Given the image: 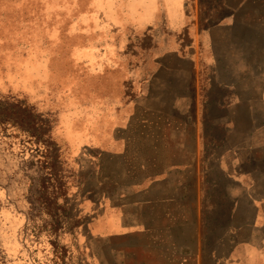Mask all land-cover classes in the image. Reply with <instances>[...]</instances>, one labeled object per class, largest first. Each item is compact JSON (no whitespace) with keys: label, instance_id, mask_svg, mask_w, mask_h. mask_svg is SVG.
<instances>
[{"label":"rangeland","instance_id":"rangeland-1","mask_svg":"<svg viewBox=\"0 0 264 264\" xmlns=\"http://www.w3.org/2000/svg\"><path fill=\"white\" fill-rule=\"evenodd\" d=\"M173 2L0 0V264H153L150 237H135L161 218L146 205L167 173L154 147L167 114H150L153 82L167 63L198 62L199 46L205 104L233 103L222 84L244 78L236 92L254 113L200 114L203 264L211 251L214 264H264V163L254 161L264 144V0ZM243 25L247 49L232 35ZM246 141L256 150L229 156ZM195 199L184 201L191 209ZM130 203L122 236L106 237V212Z\"/></svg>","mask_w":264,"mask_h":264},{"label":"crops","instance_id":"crops-1","mask_svg":"<svg viewBox=\"0 0 264 264\" xmlns=\"http://www.w3.org/2000/svg\"><path fill=\"white\" fill-rule=\"evenodd\" d=\"M169 1L174 4L173 0ZM164 4L167 9V0H164ZM145 13H147V10ZM148 13L142 15L139 20H143L144 17L148 16ZM165 16H167V11ZM165 18L167 24L181 23L179 15L175 18H169V16ZM171 19L177 20L173 22ZM201 23V21L198 22L200 32L203 31ZM229 26L223 27L229 28ZM234 27L236 26L233 24L232 28ZM214 28H217V26L211 27V30ZM248 29L243 25L239 33L235 30L232 33L233 37L244 40L243 47L246 49L252 46V42L249 41L252 35L247 32ZM211 30H208L207 33L209 40L212 42ZM259 37L264 38V33ZM200 44H202V40H200ZM257 44L264 48V44ZM200 48L201 46H199L200 56L198 62H196V57L193 64L182 63L180 59L176 63H167V76L153 82L156 88L155 92L157 91L158 94L153 98L154 103L152 102L153 106H151L152 112L150 114H167V126L154 132L155 151L159 154L163 153L161 159L164 158L165 162H160V164L162 167L167 168V173L153 179L149 187V193H152L151 200L146 205L153 214L158 209V216H161V218L153 217L149 226L143 224L142 230L135 236L137 239L142 235H147V238L150 237L151 242L146 247L149 252L156 255L153 256V264H203L196 217L198 215V168L202 135L200 133V114H208V109L219 110L222 114H230L231 111L232 114H254L249 96L246 97L244 94L241 96L240 93L236 92V88L241 84L249 82L248 79L244 78L230 80L229 77L222 84L225 87L226 97L228 96L229 99L232 96L233 103L226 105L222 104L223 100H219L217 104H205L204 92L209 88L208 81L210 80L205 77L207 66H204L201 62L202 48ZM245 51L244 49V53ZM238 108L239 110L236 111ZM242 146L245 147L230 148L227 151L230 152L229 156L233 157V152H239L240 149L250 152L256 150L252 148V143L248 141ZM259 151L260 157L259 159L254 158V161L264 163V144H260ZM189 182L193 184L191 190L187 185ZM189 193L192 198H196L191 209L184 201ZM133 196L131 193V196L126 198L131 199ZM117 200L120 202V199ZM133 208L130 203L122 208L119 206L111 207L106 212V224L102 223L101 226V230L106 233V237L111 239L122 236L117 233L122 230V227L119 226V218ZM188 214H191L190 218ZM160 223L162 224L160 225ZM123 236L126 238L125 234ZM210 261L212 264L216 262L213 251L210 254ZM116 263L118 264L117 260Z\"/></svg>","mask_w":264,"mask_h":264},{"label":"trees","instance_id":"trees-1","mask_svg":"<svg viewBox=\"0 0 264 264\" xmlns=\"http://www.w3.org/2000/svg\"><path fill=\"white\" fill-rule=\"evenodd\" d=\"M25 109H27L28 111H30V112H32V109H30L29 107H25ZM202 121H203V119H202Z\"/></svg>","mask_w":264,"mask_h":264},{"label":"bare ground","instance_id":"bare-ground-1","mask_svg":"<svg viewBox=\"0 0 264 264\" xmlns=\"http://www.w3.org/2000/svg\"><path fill=\"white\" fill-rule=\"evenodd\" d=\"M111 178V177H110Z\"/></svg>","mask_w":264,"mask_h":264}]
</instances>
